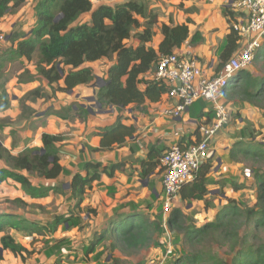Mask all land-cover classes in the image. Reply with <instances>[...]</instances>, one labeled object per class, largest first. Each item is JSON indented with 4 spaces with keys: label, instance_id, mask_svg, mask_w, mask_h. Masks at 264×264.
Segmentation results:
<instances>
[{
    "label": "trees",
    "instance_id": "trees-1",
    "mask_svg": "<svg viewBox=\"0 0 264 264\" xmlns=\"http://www.w3.org/2000/svg\"><path fill=\"white\" fill-rule=\"evenodd\" d=\"M26 1L0 0V21L11 9L19 8ZM95 1L98 3L96 6L90 0H37L33 6L34 27L28 34L10 36L8 43L11 44V49L6 55L0 56V68L4 62L20 61L22 58L31 62L38 56L35 62L36 75H31L26 70L25 74L18 76V83L33 82L39 77L54 94L69 93L94 81V71L85 66L86 64L114 58L113 63L106 69V79L96 93V102L101 109L111 107L120 112L135 106L137 109L146 110V104H160L168 91L161 81L156 82L153 79L160 58L177 51L188 39L192 46L197 45L202 41V36L199 32L190 36L189 21L177 25L160 24L157 13L149 8L147 0H124L116 5L106 3L114 0ZM85 14L89 15V21L77 23ZM224 16L228 19L229 34L218 57L216 74L240 47V38L231 27L236 20L234 13L225 10ZM157 34L161 39L156 45H152ZM129 40L133 43L127 44ZM258 60L264 65V42L253 63ZM24 77L27 80H24ZM60 83L62 86H59ZM54 85L58 87L54 88ZM43 91L36 88L29 91L28 96L34 99H49L50 96ZM223 95L226 102L239 100L264 111V77H254L247 70L241 71L228 84ZM0 97V111L4 112L9 108L10 100L2 84ZM79 109L77 107V110ZM209 113L199 112L196 116L198 126L209 124ZM202 118H206L207 122L201 123ZM197 128L188 137L179 139L176 145L185 149L199 142ZM97 130L96 136L100 138V143L94 152L112 151L115 146L122 147L128 140L135 141L138 138V127L135 124H123L120 117L113 125ZM40 140V148L26 147L15 154L0 144V186L7 180H12L19 184L31 199H43L50 193L63 194L62 190L56 187L34 186L29 179L30 175H35L44 181H54L68 172L59 163L58 145L64 141L63 136L43 133ZM164 149L162 146L149 147L146 159L139 161L141 178L149 177L159 168V158ZM130 151L132 153V150ZM228 160L232 163L247 161L264 164V140L256 143L236 141L229 150ZM123 165L122 162L110 166L84 163L82 171L86 175L75 174L70 184L74 189L72 195L77 199L75 207L82 204L85 191L93 182L99 181L102 175L112 178L114 172L120 171ZM213 168L211 158L206 159L199 166L194 178L181 187L179 199L182 202L205 201L209 194V174ZM252 172L256 198L254 206H242L229 200L228 204L215 214L213 221L201 227L185 225L182 213L174 210L167 219L170 233L175 236L173 243L177 245L181 242L185 248L191 250L202 240L212 239L219 246H228L230 250L235 251L230 264H264V241L255 242L259 232H264V169L258 168ZM226 184L236 192L244 190L243 186L228 180H224L221 185L224 187ZM15 202L20 206L24 205L20 200ZM125 207L129 205L123 206L122 209ZM72 218L57 216L52 227L70 228ZM160 224V216L150 220L136 210L118 214L107 222L104 230L98 232L85 253L95 252L107 239L111 241L110 251H118L126 256L152 247L162 248L157 242L163 233ZM242 227L245 228L242 230ZM9 229L24 237L43 231L42 227L27 225L24 220L14 215L0 213V261L4 252H9L14 257H22L27 253V249L8 233ZM182 256L181 260L177 258L167 264H226L211 251H191L183 253Z\"/></svg>",
    "mask_w": 264,
    "mask_h": 264
},
{
    "label": "rangeland",
    "instance_id": "rangeland-1",
    "mask_svg": "<svg viewBox=\"0 0 264 264\" xmlns=\"http://www.w3.org/2000/svg\"><path fill=\"white\" fill-rule=\"evenodd\" d=\"M36 1L27 0L22 4L23 8L21 10L11 9L0 21V35L9 39L11 35L16 34L15 32L18 31V27L29 24V21L30 23H35L32 7ZM90 1L94 6L98 5L95 0ZM123 1L114 0L106 3L116 5ZM14 17L18 18L14 21ZM25 18H28V21ZM89 19V15L85 14L79 18L77 23L88 22ZM131 43L133 42L129 40L127 44ZM157 43L158 39L155 37L152 45H156ZM109 62L110 60L103 59L92 64H86L85 66L93 69L95 79L87 86L75 88L72 93L57 92L54 94L47 87V83L44 80L36 77L30 87L32 90L36 88L43 89V92L50 96L47 100L34 99L32 96H28V92L25 91H14V87H17L14 79L18 81V76L25 74L26 70L30 74L33 72L34 76L36 73L32 69H28V66L22 65L18 60L4 62L0 68V84L4 86L9 100L15 104V107L10 108L9 113L12 115H6L5 112L0 111V144L14 154L19 152L26 143L39 137L40 131L37 130L38 125L46 124V119L52 115L59 118L58 120L52 119V131H57L58 129V134L63 136L64 145L61 143L58 149L62 166L66 169L64 167L66 166L64 164V159L66 158L64 146L68 145L69 142L67 141H71V138L75 137L74 135H68L77 130L73 128V125L78 128L76 124H81L87 118L85 114L81 113L80 109L73 112L70 109L71 107H68L69 103L76 105V107H79V104H83L91 110L98 112L96 93L102 85L103 80L106 79L105 71ZM217 64H219V61H217ZM247 71L254 77H264V65L260 60L252 63ZM24 80H27L26 77H24ZM7 85L8 87H6ZM59 86H62V83ZM57 87V85H54V88ZM93 91H95L94 95L92 94ZM76 96L80 98H76ZM82 96L94 97L95 103H88L82 99ZM220 102L228 107L231 113V123L227 127V130L224 131L225 137L219 138L218 145L216 143V152L210 153L214 168L209 174V194L205 197V201L182 202L178 195L168 199L161 188V172L159 168L148 178L143 179L140 177L138 158L142 154L138 158L133 155L121 157L120 159L116 158L114 162H112L113 160H105L108 165L122 162L127 164V166L123 167L122 171L114 173V180L112 179L107 183L99 182L93 185L92 189H94L83 197V203L79 207H75L77 199L72 195L74 189L70 187L68 182L71 171L64 173L54 182H46L35 175H30L29 179L34 186L56 187L63 192L62 195L50 193L47 198L43 199H31L24 193L19 184L12 180H7L0 186V213L14 215L18 219L24 220L27 225L42 227L43 231L40 234L24 237L22 234L9 229L8 233L14 236L27 249V253L23 254L22 257H14L9 252H4L0 264H167L173 262L175 259L177 260V258L181 260L183 253H190L191 251L193 253L211 251L226 264H230L235 251L230 250L228 246H219L212 239H206L202 240L195 248L191 250L187 249L181 242L177 243V245L173 243L175 236L170 233L167 225V219L174 210H179L182 213L185 225L201 227L213 221L215 214L226 206L229 200L247 207H252L256 204L252 171L258 168L263 170L264 164L258 165L247 161L232 163L228 160V154L236 141L256 143L264 140V111L256 109L247 103H242L239 100L226 102L224 95L220 99ZM128 108H131V110H128L130 113L126 109L119 113H122V118L131 124L134 122V119L141 116L144 118L148 117L149 121L159 117V109H156V107L155 109L151 108V111L137 109L135 106ZM113 109L115 108L103 107L101 111L107 112ZM205 111L210 112V123L213 120V111H211L210 105ZM196 114L191 110L189 112V116L193 118ZM68 119L70 120L68 121ZM146 120L144 119V122ZM172 125V121H167L160 126L159 131L161 132L166 126ZM141 127L144 128L143 125ZM157 128L153 131L156 132ZM141 131L146 133L147 130L142 129ZM160 132L159 135H156V138H158L156 141L162 143L163 137L160 136ZM147 134L149 139L148 137H140L139 144L137 143L136 147L140 145L146 149L152 145V141H150L152 133L148 132ZM90 136L79 142L73 140L74 143L72 142V145L75 149H79L81 145L88 149L87 142ZM155 144H159V142ZM162 144H159L158 147H164ZM81 152L82 150L78 155L80 161L73 162L75 171L72 172H83L81 169L85 162L80 155ZM224 180L239 184L243 186L244 190L236 192L228 184L223 187L221 184ZM103 191L106 193H103ZM16 200H20L24 205L20 206L15 202ZM127 205L129 207L122 209L123 206ZM133 210L141 212L150 218V220H153L157 216L161 217L160 228H162L163 233L158 237L157 242L162 245V248L152 247L126 256L118 251H110L109 246L111 241L107 239L95 249V252L85 253L91 241L97 236L98 232L105 229L110 219L118 214ZM57 216H72L70 228L63 229V227H58L54 229L52 227L53 220ZM244 228L242 227V230ZM257 237L258 240L255 239L256 243L263 242L264 232H259Z\"/></svg>",
    "mask_w": 264,
    "mask_h": 264
},
{
    "label": "crops",
    "instance_id": "crops-1",
    "mask_svg": "<svg viewBox=\"0 0 264 264\" xmlns=\"http://www.w3.org/2000/svg\"><path fill=\"white\" fill-rule=\"evenodd\" d=\"M147 1L149 3V8L153 9L157 13L158 20H159L160 24L165 23L167 25H171V24L177 25V24L186 23L187 21L190 22L188 24L190 36L196 32H199L200 35L202 36V41L200 43H198L197 45L192 46L189 43V39H188L183 43V45L178 49V51L179 52H188L192 56H194L198 62V65L201 68H203L204 71H206L208 76L216 75L215 70H216L217 66L219 65V64H217V61H219L218 57H219V54H220L222 48L225 45V38L229 34V29H228L229 24L227 21L228 19L224 16V11L228 10V12L233 13L232 7L230 6V3H229V2H231V0H147ZM22 8L23 7L21 5L19 8H17V10H21ZM30 17H31V12H30ZM17 18L18 17H14L13 20L15 21ZM28 18H25V19L28 21ZM28 23L29 24H27V25H23L21 27H18V31L15 33L18 34L19 36H22V34H28L31 31V29L34 27V22L30 23V21H29ZM26 27H27V29H26ZM10 28H11V26H10ZM156 37H157L158 42H159L161 39V36L159 34H157ZM7 42H8V38H7ZM10 49H11V44L7 43V47H6L4 55H6V52H9ZM113 59L114 58L109 59L110 60L109 65H111L113 63ZM37 60H38V56H35L31 62H27L24 58H22L19 62H21L22 65H24V66L25 65L28 66V69H32L36 73L35 62ZM107 67H106V69H107ZM31 74L33 75V72H31ZM18 75H20V74L18 73ZM14 81L16 82V86H17V87H14V91H19V92L32 91V88L30 87V85L33 84L32 82L25 83V81H24L22 83H18V81L15 79H14ZM6 87H8V85ZM72 92H73V90H72ZM94 93H95V91L92 92L93 95H94ZM76 98H80V97L76 96ZM90 98H92V97H83L82 99L87 101ZM12 100H14V99L12 98ZM87 102L92 103L90 101H87ZM167 102H168V100H166L165 97H163L162 102L160 104H146V111H148V110L151 111V108H154V109H155V107H156V109L158 108L159 109V113H158L159 117L155 118V120L153 119L150 121H149L148 117L144 118L143 116H141L142 118L140 117V118L134 119V122L132 124H135L138 127V138L135 141L128 140L125 143V145H123L122 147L115 146L112 151H107V152H94V149L98 148L99 143H100V138L98 136H96V134L98 133L97 129L113 125L116 122V119L118 117L121 118V122L123 124H125V125H132V124L129 121H126L122 118V116H123L122 113H119L118 111L116 113L115 109H113L111 111H107V112L102 111V113H100V111H98V112L93 111L89 107L84 106L83 104H79V107L81 109V113L83 115L85 114V116L87 118H86V120L82 121L81 124H79V125H78V123L76 124V126L78 128H76L73 125V128H75L77 130L75 132L70 131L71 133L68 136L74 135L75 137L71 138L72 139L71 141H67V142H69L68 145L64 146L65 151H66L65 152L66 158L64 159V161H65L64 164L66 166H64V167L66 168L67 171H71V176H70V179L68 181L69 185L71 184L72 177L75 174H78V172L77 173L72 172V171H75V168L73 167V162H75L77 160H78V162L80 161L78 159V155H79L81 150H82V152L80 155L83 158V161L85 163L93 161L92 163H100V164H102V166H110V165H114L117 163H112V164L108 165L105 160H108V161L113 160L112 162H114V160H116V158L120 159L121 157H127L129 155H133L134 157L138 158L139 155L142 154V156H140L141 158L140 157L138 158V160L140 161V160L146 159L147 152L149 149V148L144 149L140 145H138L139 148L135 146V145H137L138 141H140L139 140L140 137L141 138H144V137L147 138L148 137L147 133L151 132L152 134L150 135V141H152L151 142L152 145H154L155 147H158L159 144L163 143L162 145H164V147H165L164 150H166L172 144H176L179 141V139L188 137L189 134L193 133L196 130L197 124L199 123L196 119V116H198L200 111L206 112V113L208 112V111H205V109L206 108L208 109L209 104L202 102V101H199V102L195 103L189 109L187 116L184 117L183 119L178 120V121L168 120L165 117H162L160 115L161 109L165 105L166 106L168 105ZM203 106H205V107L203 108ZM11 107H15V104L12 101H10L9 108L6 111H4L6 115L10 114L9 112L11 110L10 109ZM68 107H71L73 112L77 111L76 105L69 103ZM193 107H194V109H193ZM83 110H85L86 112ZM126 110L127 111L131 110V108H127ZM190 110L195 114L197 113L194 118L189 116ZM128 112L130 113V111H128ZM10 115H12V114H10ZM40 118H42V117H40ZM53 118H55L56 120L59 119L57 117H53L52 115H50L46 119V122H47L46 124L38 125L37 130L40 131L39 135H38L39 137H36V139H32L30 142L26 143V145H24V147H22L21 150L26 148V147H29V148H33V147L38 148L39 147L40 148L41 147L40 146L41 145L40 138H41V135L43 133L50 134V135H57L58 129H57V131H52V127H53L52 126V119ZM144 119L145 120L147 119V120L144 122ZM69 120L70 119H68V121ZM68 121L66 120V122H68ZM167 121H172L173 125L172 126H166L165 129L160 132L159 131L160 126L165 124V122H167ZM201 121H202L201 123H203L205 121L207 122V119L202 118ZM142 125L144 126V128L141 127ZM156 128H157L156 132L158 134L153 131ZM142 129L147 130L146 133H143L141 131ZM77 131H79V132H77ZM159 132L161 134L160 136L163 137L162 143L160 141H156V139L158 140V138H156V135H159ZM154 133H156V134H154ZM28 135H30V133H28ZM89 135H91V136L87 142L88 149L82 145L79 146V149L74 148V146L72 145L73 140H76L77 142H79V141L85 140L86 137ZM224 135H225V132L223 131L219 134V138H221V139H222V137L224 138L225 137ZM27 137H30V136H27ZM153 137L155 138L154 140H153ZM148 139H149V137H148ZM218 141H219V139H218ZM218 141L215 142V145H216V143L218 145ZM157 142H159V144H155ZM63 143H64V141L62 142V144ZM132 147L134 149H130ZM216 149L217 148L215 147L214 148L215 152H216ZM130 150H132V153ZM61 159H62V156H61ZM61 162H62V160H60V162H59L60 165L62 166ZM125 166H127V164L123 165V167H125ZM123 167L120 169V171L123 170ZM159 169H160V165H159ZM79 174H81L82 176L86 175L84 172H79ZM120 174H122V173H120ZM108 179H107L106 175H102L99 181L93 182L91 187L86 189L84 196L89 191H92L94 189V188L92 189L93 185H95L99 182L100 183H107L110 180H112L113 177L108 178ZM54 181H46V182H54ZM103 193H106V192L103 191Z\"/></svg>",
    "mask_w": 264,
    "mask_h": 264
},
{
    "label": "built area",
    "instance_id": "built-area-1",
    "mask_svg": "<svg viewBox=\"0 0 264 264\" xmlns=\"http://www.w3.org/2000/svg\"><path fill=\"white\" fill-rule=\"evenodd\" d=\"M229 3L236 18L231 27L240 38V47L218 74L208 76L194 56L178 50L161 57L153 74L156 82L161 81L168 88L165 95L168 105L161 109L162 117L181 120L199 101L209 104L213 111V120L209 124H197L199 142L185 149L172 144L161 153V188L168 199L178 195L181 187L194 178L199 166L214 152L219 134L231 123L228 107L220 102L223 92L239 72L250 68L264 42V0ZM6 47L7 37L0 35V56Z\"/></svg>",
    "mask_w": 264,
    "mask_h": 264
},
{
    "label": "water",
    "instance_id": "water-1",
    "mask_svg": "<svg viewBox=\"0 0 264 264\" xmlns=\"http://www.w3.org/2000/svg\"><path fill=\"white\" fill-rule=\"evenodd\" d=\"M69 93H72V91L71 92H69ZM87 101H90V102H94L95 101V99L92 97V98H90V99H88ZM95 103V102H94ZM97 109H98V111H100V113H102V111H101V107L97 104ZM44 152V150H42V153Z\"/></svg>",
    "mask_w": 264,
    "mask_h": 264
}]
</instances>
